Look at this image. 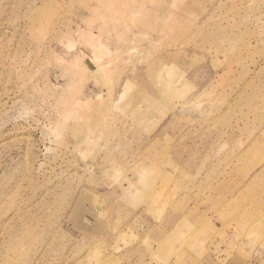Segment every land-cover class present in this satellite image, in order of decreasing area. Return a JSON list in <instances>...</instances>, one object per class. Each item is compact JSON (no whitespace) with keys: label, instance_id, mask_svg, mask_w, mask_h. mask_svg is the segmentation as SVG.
<instances>
[{"label":"rangeland","instance_id":"obj_1","mask_svg":"<svg viewBox=\"0 0 264 264\" xmlns=\"http://www.w3.org/2000/svg\"><path fill=\"white\" fill-rule=\"evenodd\" d=\"M264 264V0H0V264Z\"/></svg>","mask_w":264,"mask_h":264},{"label":"crops","instance_id":"obj_2","mask_svg":"<svg viewBox=\"0 0 264 264\" xmlns=\"http://www.w3.org/2000/svg\"><path fill=\"white\" fill-rule=\"evenodd\" d=\"M183 260V259H182ZM183 262L186 264V261L183 260Z\"/></svg>","mask_w":264,"mask_h":264}]
</instances>
